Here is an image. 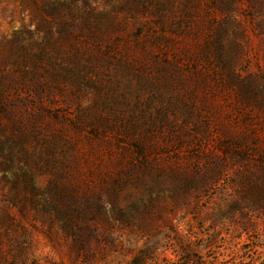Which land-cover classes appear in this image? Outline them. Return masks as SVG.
<instances>
[{
    "label": "rangeland",
    "instance_id": "374dc122",
    "mask_svg": "<svg viewBox=\"0 0 264 264\" xmlns=\"http://www.w3.org/2000/svg\"><path fill=\"white\" fill-rule=\"evenodd\" d=\"M145 251L264 264V0H0V264Z\"/></svg>",
    "mask_w": 264,
    "mask_h": 264
},
{
    "label": "trees",
    "instance_id": "16d2710c",
    "mask_svg": "<svg viewBox=\"0 0 264 264\" xmlns=\"http://www.w3.org/2000/svg\"><path fill=\"white\" fill-rule=\"evenodd\" d=\"M27 194H29V196L35 197L37 193L34 190L33 191L30 190V192ZM8 198L10 199V201L14 200L11 194H8ZM97 211L99 214L103 215L106 219L110 217L109 213H112V215L117 216L108 209L101 210L100 207H98ZM132 220H134L133 217H130L129 215L123 213V214H119L118 220L116 221H118V223H120V225L123 227V226H128ZM106 225L109 226L110 221L107 220ZM61 230L63 232V235L66 237V239L69 238L71 243L79 246L85 245L87 243L86 239L84 238V234L94 232L93 227L88 223V221H84L80 225L76 223L74 224L72 221H66L62 223ZM147 255L148 253H146V251L142 252L140 255L134 256L129 264H146Z\"/></svg>",
    "mask_w": 264,
    "mask_h": 264
}]
</instances>
